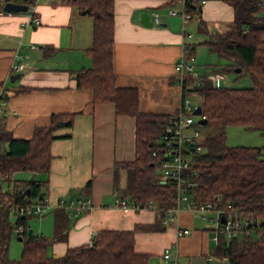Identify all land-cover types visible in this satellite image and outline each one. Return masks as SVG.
I'll return each mask as SVG.
<instances>
[{"label": "crops", "instance_id": "obj_1", "mask_svg": "<svg viewBox=\"0 0 264 264\" xmlns=\"http://www.w3.org/2000/svg\"><path fill=\"white\" fill-rule=\"evenodd\" d=\"M7 1L24 4L21 0H0V8ZM197 2L200 19L216 23V27L209 28L202 27L199 21V29L208 35L205 40L231 27L235 11L228 0ZM114 4L116 83L138 89L140 110L180 112L183 84L189 74L195 77L196 72L200 78L205 74L218 85L228 79L229 74L221 71L226 77L209 76L212 68L224 64L225 59L224 63L219 59V65L208 64V70L197 68L196 43L191 41L193 34L187 29L193 11L189 10L191 15L186 19L168 13L171 7L181 8L183 0H115ZM35 11L41 18L40 24L34 23L28 9L0 14V130H8L15 138H30L36 126L50 124L53 113L64 114L54 130L57 137L50 143L49 169L31 171V179L41 182L45 192L39 197L41 200L46 197L47 208H54L53 215L44 218L53 229L39 225V235L53 236L56 209H64L69 215L67 239L53 241L48 248V254L61 256L68 247L91 242L102 229H134L153 224L158 210L146 207L125 211L114 204L116 197L128 198L123 197L128 169L117 162L135 158L136 117L117 113L111 101L94 103L92 91L77 84L78 72L93 65L88 52L93 43V16L64 0H37ZM143 11L151 13L153 26L141 22ZM156 12L162 14L161 22L154 20ZM21 53L26 67L19 71L20 77L11 80L13 74L19 73L13 72L12 66ZM191 56L195 72H188L182 81L176 64L182 58L190 61ZM243 84L251 85L252 80L246 78ZM68 119H72L71 125ZM14 189L15 186L10 187L3 193ZM80 197H90L92 206L79 211L58 206L61 198ZM216 219L218 215L212 214L211 221L215 224L210 226L196 211L182 208L164 228L138 229L135 249L149 254V264H162L163 249L151 260L152 252H156L155 242L161 237L165 246H173L179 264H205L208 257L210 264L219 262V258L227 259L229 264L227 257L217 256L218 243L211 238L215 235ZM182 226L190 228V233L179 236L178 228Z\"/></svg>", "mask_w": 264, "mask_h": 264}, {"label": "trees", "instance_id": "obj_2", "mask_svg": "<svg viewBox=\"0 0 264 264\" xmlns=\"http://www.w3.org/2000/svg\"><path fill=\"white\" fill-rule=\"evenodd\" d=\"M64 1L80 11L89 9L94 19L93 43L88 48L93 65L78 72V86L92 91L94 103L111 101L117 113L136 117L135 158L117 162L128 169L123 197L140 203L144 208L155 207L158 218L153 224L139 225L134 229H102L91 242L68 247L63 255L53 256L48 254L50 244L67 239L69 215L66 210L56 209L52 237L30 233L27 220L32 215L21 216L16 224L22 223L26 227L22 234L24 246L21 258L14 262L149 264V254L135 249V233L138 229L164 228L166 211L177 204L175 187L161 182L163 173L160 160L164 149L160 139L179 111L173 114L142 111L139 108L138 89L117 85V75L113 70L115 0ZM188 1L190 11L201 12L200 8V12L197 10V0ZM228 2L235 11L231 27L204 41L226 60L221 66L212 68L211 73L234 72L238 78L246 75L251 78L252 84L218 85L205 74L199 83L192 74L185 77L184 98L192 94L200 96L202 115L207 118L206 123L197 121L196 126L205 125L219 130L206 135L201 149L188 151L191 154L189 171L197 172L193 176L195 184L191 187V198L205 202L220 196L221 205L231 204L233 211L255 220L254 225H249L231 238L221 235L217 242V256L227 257L229 264H264V147L229 145L226 140V128L230 125H241L264 134V0ZM200 20L202 27L206 26V21ZM63 115L53 113L50 124L36 126L30 138H15L8 130H0V193L3 198L15 196L19 203L35 198L41 200L42 183L39 181H25L21 188L15 183L11 193H3L1 181L8 180L11 174L19 170L49 169L52 157L50 143L57 137L54 130L64 119ZM67 123L71 125L72 119H68ZM154 150H157V154H153ZM28 188L30 192H27ZM0 211V262H9V241L14 228L9 220L11 209L1 207Z\"/></svg>", "mask_w": 264, "mask_h": 264}, {"label": "built area", "instance_id": "obj_3", "mask_svg": "<svg viewBox=\"0 0 264 264\" xmlns=\"http://www.w3.org/2000/svg\"><path fill=\"white\" fill-rule=\"evenodd\" d=\"M203 3L207 0H201ZM27 5L28 10L32 11V20L35 24L41 23L40 16L35 11V6L37 0H27L23 1ZM188 0H183L181 8H169V14H180L183 19L189 18L191 13L188 9ZM12 14V11H6L4 8H0V14ZM154 20L161 22L162 14L156 12L154 14ZM18 61L12 66L13 72H19L25 69L26 63L24 62V54H19ZM193 57L191 60L187 61L182 58L176 64V67L180 73V78L184 79L185 75L188 72H195L194 64L192 63ZM197 83L200 82L199 75L194 73ZM214 78H223L226 77L224 73H212L209 75ZM1 96V92H0ZM196 106L193 107L191 100L186 97L183 99L180 112L176 117L166 126L164 129L160 141L163 144L164 153L160 160V167L162 169L163 177L161 182L172 185L176 189L177 204L173 207H170L163 218V224H170L175 218L178 211L182 208L192 209L196 211L204 219H212L211 213L213 211L217 212L219 219L218 230L222 232L221 234H215L213 238L216 242L219 241L221 235L226 234L228 238L235 236L240 231L248 227L249 225H254L255 220L251 218H246L241 216L237 212L233 211L231 204L221 205L220 196H216L213 201L197 202L191 199V187L195 184L193 176L196 175V171H189L191 166V158L188 156V151L196 149H201V144L203 138L200 130L196 126V121L194 118V111ZM201 118L205 115L198 114ZM192 132H188V130ZM192 148V149H191ZM153 154H157V150L153 151ZM184 201L182 205L181 202ZM114 204L125 211L131 209L144 208L141 207L140 203H137L129 198L116 197ZM48 201L45 198L38 201H28V202H17L15 196H10L3 198L0 193V206L9 207L17 215V219L21 216L29 215H41L43 214L48 206ZM58 206L60 207H74L77 211L81 209H86L92 206V199L90 197H80L74 199H65L61 198L58 201ZM222 216H225L224 222L222 221ZM18 221V220H17ZM18 234L22 235L26 231V227L22 223H18L16 226ZM190 228L188 227H179L178 235L184 236L190 233ZM225 236V235H224ZM162 257L167 264H179V260L176 256L172 255L170 247H166L162 253ZM211 257H208V260L205 264H210L209 260Z\"/></svg>", "mask_w": 264, "mask_h": 264}, {"label": "rangeland", "instance_id": "obj_4", "mask_svg": "<svg viewBox=\"0 0 264 264\" xmlns=\"http://www.w3.org/2000/svg\"><path fill=\"white\" fill-rule=\"evenodd\" d=\"M179 4L176 5V7ZM167 7L166 5L163 6V8ZM179 7V6H178ZM197 10L200 9L198 8ZM200 13H198L197 11L193 12V17L191 19H189V23L187 26V29L189 32H191L193 34V37L190 38L191 41L196 43V66L197 68L202 71L203 68H205L206 70H208L207 66L208 64H213V65H219V59L222 60V63H224V57H220L216 52H214L213 50H211L210 46L208 44L202 43L203 40L208 38V35H206L205 33L202 32V29L200 27L199 29V21H200ZM91 18V17H90ZM203 19V18H202ZM206 21V20H205ZM206 26L211 28L212 26L216 27V23H214V21H206L205 22ZM219 67V66H218ZM229 77L228 79L219 82V85H224V86H231V85H244V79L249 78L251 79L249 76H241L238 78L237 74L234 72H230L228 73ZM220 81V79H219ZM246 86V84H245ZM188 98L191 100V104L193 107L199 105V103L201 102V97L195 94L189 95ZM194 118L195 121L197 122L198 119L200 118V116L198 114H194ZM196 124V123H195ZM197 128L200 130L202 137L204 138V136H206L207 134H211V133H217L219 132L218 129L216 128H209L208 126L205 125H199L197 126ZM190 132H192L190 130ZM226 140L227 143L229 145H249V146H263L264 147V134L259 131V130H248L245 129L243 126L241 125H230L226 128ZM191 155V154H190ZM190 155L188 154V156L190 157ZM32 177V172L29 170H19L14 172L13 174L10 175V179L9 180H2L1 181V189L2 191H6L8 188L11 187V189L13 188L14 184L17 183L20 187H23L24 185V181L25 179H31ZM53 207H49L47 208V210L41 214V215H32L31 217L28 218V225L30 228L34 229V232L39 234V225H44L49 226L50 229H53V225L51 223L48 224V222L44 219L45 217L48 216H52L53 215ZM1 212V211H0ZM212 214H217V212L213 211L211 213ZM200 216V215H199ZM214 216V215H213ZM9 220L12 224V226L14 227L10 236V241H9V250H8V255H9V262L6 261H1L0 264H15L14 261L19 260L21 258L22 255V251H23V246H24V240H19L17 238L18 236V230L16 229L17 226V215L15 214L14 211L11 210L10 214H9ZM205 222H207L210 226H213V223L211 221V219H204ZM216 225H214V227H216V229L213 231L214 234H221L222 232H220L217 228L219 227V220L216 219ZM212 222V224H211ZM215 224V223H214ZM212 233V235H213ZM226 238H228V236L226 234H224ZM213 238V237H211ZM213 240L216 242V240L213 238ZM212 240V245L214 246L215 242ZM156 247L153 248L156 250L155 253L152 252L151 255V260L154 258L156 259L159 256V252L160 249H165L166 247H170L171 251H172V255H175V251L172 245H167L165 246V240L161 237L158 238V240L155 242ZM162 251V250H161ZM161 258H163L161 256ZM153 259V260H154ZM164 259H162V264H167L165 261H163ZM220 260V261H219ZM219 262H215V264H227V259L225 258H219Z\"/></svg>", "mask_w": 264, "mask_h": 264}, {"label": "water", "instance_id": "obj_5", "mask_svg": "<svg viewBox=\"0 0 264 264\" xmlns=\"http://www.w3.org/2000/svg\"><path fill=\"white\" fill-rule=\"evenodd\" d=\"M4 8L6 10H11V11H22V10H27L28 7L26 4H22V3H18V2H14V1H7L4 5ZM90 10L87 9V10H83V13L85 12H89ZM141 22L146 25V26H153L154 24V21L152 20V17H151V13L148 12V11H143L141 12ZM21 76V73H15L11 76V80H15L17 77H20ZM195 114H201L202 113V105H198L194 111ZM200 123H206L207 122V118L206 117H203V118H200L198 120ZM194 150V148L192 149ZM27 192H30V189L28 188L27 189ZM44 191H42L40 193V197H42L44 195ZM225 220V216H222V221L224 222ZM29 232L30 233H33V229L32 228H29ZM17 238L19 240H22L23 239V236L22 235H18Z\"/></svg>", "mask_w": 264, "mask_h": 264}]
</instances>
